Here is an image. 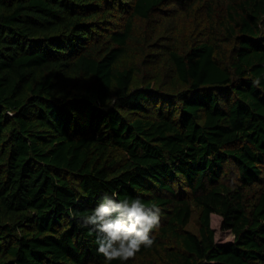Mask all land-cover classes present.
<instances>
[{
	"label": "trees",
	"instance_id": "1",
	"mask_svg": "<svg viewBox=\"0 0 264 264\" xmlns=\"http://www.w3.org/2000/svg\"><path fill=\"white\" fill-rule=\"evenodd\" d=\"M256 76L264 0H0V264H102L67 210L113 190L161 207L127 264H264Z\"/></svg>",
	"mask_w": 264,
	"mask_h": 264
},
{
	"label": "clouds",
	"instance_id": "2",
	"mask_svg": "<svg viewBox=\"0 0 264 264\" xmlns=\"http://www.w3.org/2000/svg\"><path fill=\"white\" fill-rule=\"evenodd\" d=\"M261 80L256 76L251 83L264 91ZM67 211L77 226L92 237L90 243L102 264H127L142 247L151 248L162 214L159 204H146L140 195L119 198L114 190L102 192L95 206L84 214L77 215L71 208Z\"/></svg>",
	"mask_w": 264,
	"mask_h": 264
},
{
	"label": "rangeland",
	"instance_id": "3",
	"mask_svg": "<svg viewBox=\"0 0 264 264\" xmlns=\"http://www.w3.org/2000/svg\"><path fill=\"white\" fill-rule=\"evenodd\" d=\"M158 22L159 21H155V23H158ZM183 23H184V19L182 17L172 15V17H169L167 19V22L165 23L164 26L172 29V28L180 26V25L182 26ZM148 27H151V23L149 24ZM144 70H146L145 67H144ZM220 222H221L220 216H218L216 214H211L210 223H211V227L214 230V240L218 243L229 241L233 237L229 230L221 229ZM186 227L191 231L197 230L198 222H197V216L195 213L193 214L190 222L187 224Z\"/></svg>",
	"mask_w": 264,
	"mask_h": 264
}]
</instances>
